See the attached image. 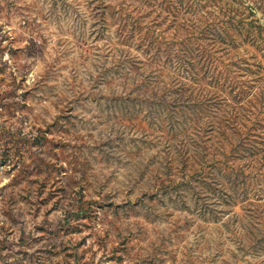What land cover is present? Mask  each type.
Returning a JSON list of instances; mask_svg holds the SVG:
<instances>
[{
	"label": "rangeland",
	"instance_id": "1",
	"mask_svg": "<svg viewBox=\"0 0 264 264\" xmlns=\"http://www.w3.org/2000/svg\"><path fill=\"white\" fill-rule=\"evenodd\" d=\"M0 264H264V0H0Z\"/></svg>",
	"mask_w": 264,
	"mask_h": 264
}]
</instances>
